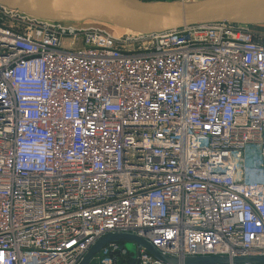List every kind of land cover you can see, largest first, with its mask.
<instances>
[{
    "label": "built area",
    "instance_id": "obj_1",
    "mask_svg": "<svg viewBox=\"0 0 264 264\" xmlns=\"http://www.w3.org/2000/svg\"><path fill=\"white\" fill-rule=\"evenodd\" d=\"M101 26L0 6V264L264 257V32Z\"/></svg>",
    "mask_w": 264,
    "mask_h": 264
},
{
    "label": "water",
    "instance_id": "obj_2",
    "mask_svg": "<svg viewBox=\"0 0 264 264\" xmlns=\"http://www.w3.org/2000/svg\"><path fill=\"white\" fill-rule=\"evenodd\" d=\"M0 6L39 20L83 24L98 23L143 35L160 34L191 26L218 23L264 26V0H0ZM129 241L146 249L164 263L175 258L160 255L145 241L127 234H109L99 239L79 264H87L105 244ZM225 257L186 258L185 264H226ZM235 264H264V257H238Z\"/></svg>",
    "mask_w": 264,
    "mask_h": 264
},
{
    "label": "rangeland",
    "instance_id": "obj_3",
    "mask_svg": "<svg viewBox=\"0 0 264 264\" xmlns=\"http://www.w3.org/2000/svg\"><path fill=\"white\" fill-rule=\"evenodd\" d=\"M89 25H94L95 26L96 24H87V25H82L80 27H85V26H89ZM101 28L106 29L111 35H115V36H119V35H121V34L124 33V31H120V30H117V29H113V28H110V27H107V26L104 27V25L101 26ZM259 30H261L262 32H264V28L259 29ZM123 243L125 245V248L127 250H129L130 252H132V250L134 249V245L131 242H129V241H123ZM97 255H98V252L95 253V256H97Z\"/></svg>",
    "mask_w": 264,
    "mask_h": 264
},
{
    "label": "bare ground",
    "instance_id": "obj_4",
    "mask_svg": "<svg viewBox=\"0 0 264 264\" xmlns=\"http://www.w3.org/2000/svg\"><path fill=\"white\" fill-rule=\"evenodd\" d=\"M87 24H98V23H91V22H87V23H83V24H75V25H77V27H80V26H82V25H87ZM98 25H102V24H98ZM105 26V25H104ZM108 27V26H107ZM113 29H117V28H113ZM117 30H119V29H117ZM120 31H123V30H120Z\"/></svg>",
    "mask_w": 264,
    "mask_h": 264
},
{
    "label": "trees",
    "instance_id": "obj_5",
    "mask_svg": "<svg viewBox=\"0 0 264 264\" xmlns=\"http://www.w3.org/2000/svg\"><path fill=\"white\" fill-rule=\"evenodd\" d=\"M142 1H152V0H142ZM254 28L262 29V28H264V26H254Z\"/></svg>",
    "mask_w": 264,
    "mask_h": 264
}]
</instances>
